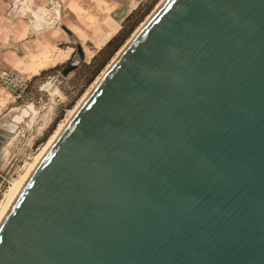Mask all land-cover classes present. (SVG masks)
Here are the masks:
<instances>
[{"label":"water","instance_id":"water-1","mask_svg":"<svg viewBox=\"0 0 264 264\" xmlns=\"http://www.w3.org/2000/svg\"><path fill=\"white\" fill-rule=\"evenodd\" d=\"M56 4L25 17L76 45L57 84L86 53ZM0 264H264V0H164L1 215Z\"/></svg>","mask_w":264,"mask_h":264},{"label":"rangeland","instance_id":"rangeland-1","mask_svg":"<svg viewBox=\"0 0 264 264\" xmlns=\"http://www.w3.org/2000/svg\"><path fill=\"white\" fill-rule=\"evenodd\" d=\"M122 1L124 7L120 9V13L125 12L129 6L132 9L135 5L134 0ZM160 1L142 0L141 3L132 9L130 16L124 20L118 32L119 26L113 23L110 18L103 21L96 19L90 24L85 23L86 18H83L82 22L98 33V36L94 38L95 45L91 42V39H93L90 36L92 30L86 28L87 33H84L81 28H78L77 31H80V36L83 35L81 42L86 53L85 61L66 78L56 84L57 76L63 66L75 56L76 52V45L69 42L62 31L57 29L61 32L63 38L60 45L62 47H71V54L67 60L57 67L42 72L38 77L30 76L31 82L26 92L22 93L21 97L14 98V106L17 109L14 114H18L15 116L17 123H15V128L0 145V151L2 152L0 155V200L12 192L13 186L20 181L30 169L29 167L34 165L36 157L39 154L38 152H41L55 137L58 123L67 116L69 110L92 85V82L95 81L98 74L100 75L102 73L106 65L111 62L119 49L131 37L135 28L137 29L145 21L147 14L150 15L153 11L152 9H155V5ZM37 8L39 7H33L34 10ZM24 9L25 13H27L30 7ZM66 13L65 10L60 7L58 8V16L62 22H64ZM120 13H115V19H120ZM53 15L57 16V12L54 11ZM111 23L114 25H110ZM131 26L133 28L125 38L127 40H124L116 50L114 48L119 40H114L110 45H106L115 36L121 33L122 35L125 34ZM113 50L114 52H112ZM68 53L69 49H59L50 53L48 58L55 62L56 58H67ZM42 56L45 59L44 55H39L38 57L42 59ZM103 62L105 64L98 70Z\"/></svg>","mask_w":264,"mask_h":264},{"label":"crops","instance_id":"crops-1","mask_svg":"<svg viewBox=\"0 0 264 264\" xmlns=\"http://www.w3.org/2000/svg\"><path fill=\"white\" fill-rule=\"evenodd\" d=\"M50 1L51 0H0V68H11L29 77H38L42 72L57 67L70 57L72 48L62 47L60 45L63 38L61 32L57 30V28L50 29V27H47L45 30L34 32L32 30V22L25 17L26 13L24 8L27 7L28 9L30 7L31 10H34L33 7L45 6ZM56 1L57 4L51 10L52 14L56 11L58 15L59 7L65 10L67 12L64 18L65 24L75 32L80 40H83V35L80 36L77 29L81 28L84 33H87L86 28L91 29L92 33L90 36L93 38L91 42L95 45L94 38L98 36V33L94 31V29L86 26L82 22L83 18L89 15L102 21L110 18L113 23L119 26L118 32L124 20L130 15L132 9L141 3L142 0H134L135 5L132 9L131 6H129L125 12L121 13L120 9L124 7L122 0ZM116 12L120 13V19H115ZM110 25L114 24L111 23ZM39 26L41 25L38 24L36 27ZM59 49H69L67 58H56L55 62L49 59V62L45 66L39 68L38 71L33 70L34 56L52 53ZM14 98L15 97L8 93L0 83V142H3L2 138H7V135L15 128L14 125L17 123L15 116L18 114H14L15 111H17L14 106ZM1 153L0 151V155Z\"/></svg>","mask_w":264,"mask_h":264},{"label":"bare ground","instance_id":"bare-ground-1","mask_svg":"<svg viewBox=\"0 0 264 264\" xmlns=\"http://www.w3.org/2000/svg\"><path fill=\"white\" fill-rule=\"evenodd\" d=\"M160 1V0H159ZM164 0H161L157 5H155V9H152L153 11L149 14H147V18H145V21L142 22L139 27L136 29L134 33L131 35L130 38H128L127 42L119 49V51L116 53V55L113 57V59L111 60V62L106 65V68L102 71V73L99 75L98 77L95 79L94 82H92V85L84 92V94L81 96L80 99L77 100V103H75V105L69 110L67 116L61 120L56 128V134L55 137L53 138V140L48 143V145H46V147L41 151L38 152L39 154L36 157L35 163L34 165H32L31 167H29L30 169L24 174V176L20 179V181L17 182V184H15V186H13V190L11 193H9V195L5 196L3 199L0 200V217L1 215L4 213L5 209L7 208V206L9 205V203L11 202L12 198L16 195V193L19 191V189L21 188V186L23 185V183L25 182V180L28 178V176L30 175V173L33 171V169L36 167V165L38 164V162L41 160V158L44 156V154L47 152V150L49 149V147L52 145V143L55 141V139L59 136V134L62 132V130L64 129V127L66 126V124L69 122V120L72 118V116L76 113V111L80 108V106L82 105V103L84 102V100L89 96V94L91 93V91L95 88V86L98 84V82L101 80V78L104 76V74L107 72V70L111 67V65L115 62V60L118 58V56L121 54V52L125 49V47L128 45V43L132 40V38L138 33V31L144 26V24L146 23V21L152 16V14L156 11V9L161 5V3ZM91 2V1H89ZM149 15V16H148ZM96 20V18L92 15H89L86 17V21L85 23H93ZM80 32V31H79ZM125 40V41H126ZM50 53H45L43 54L45 56V59H43L44 57L42 56V59H40L38 56H34L33 58V70L34 71H38L39 68L45 66L48 62H49V55ZM110 61V60H109ZM28 168V167H27Z\"/></svg>","mask_w":264,"mask_h":264},{"label":"built area","instance_id":"built-area-1","mask_svg":"<svg viewBox=\"0 0 264 264\" xmlns=\"http://www.w3.org/2000/svg\"><path fill=\"white\" fill-rule=\"evenodd\" d=\"M31 82V78L15 69L0 68V83L3 88L12 96L21 97L26 92Z\"/></svg>","mask_w":264,"mask_h":264},{"label":"trees","instance_id":"trees-1","mask_svg":"<svg viewBox=\"0 0 264 264\" xmlns=\"http://www.w3.org/2000/svg\"><path fill=\"white\" fill-rule=\"evenodd\" d=\"M130 16V15H129ZM128 16V17H129ZM127 17V18H128ZM132 28H133V26H131V28H129V30L127 31V32H125V34H123L122 35V33L121 32H119V33H121L120 35H117V36H115L114 38H112V39H110L108 42H107V46L108 45H110L112 42H114V40H119V42L117 43V45L115 46V48H114V50H116L123 42H124V40H125V38L127 37V35L129 34V32L132 30ZM118 33V34H119ZM114 50L112 51V52H114ZM112 52H110V54H112ZM105 64V62H103L100 66H99V68H98V70H100L101 68H102V66Z\"/></svg>","mask_w":264,"mask_h":264}]
</instances>
